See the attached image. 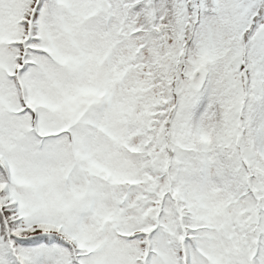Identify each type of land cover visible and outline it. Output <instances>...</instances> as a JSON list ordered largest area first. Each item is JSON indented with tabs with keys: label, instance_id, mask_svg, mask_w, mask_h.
<instances>
[{
	"label": "snow or ice",
	"instance_id": "obj_1",
	"mask_svg": "<svg viewBox=\"0 0 264 264\" xmlns=\"http://www.w3.org/2000/svg\"><path fill=\"white\" fill-rule=\"evenodd\" d=\"M0 264H264V0H0Z\"/></svg>",
	"mask_w": 264,
	"mask_h": 264
}]
</instances>
